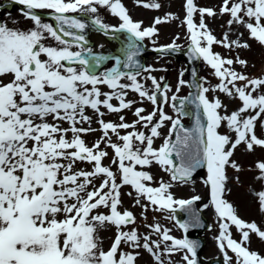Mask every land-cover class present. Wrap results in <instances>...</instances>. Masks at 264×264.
Listing matches in <instances>:
<instances>
[{
	"label": "snow or ice",
	"instance_id": "obj_1",
	"mask_svg": "<svg viewBox=\"0 0 264 264\" xmlns=\"http://www.w3.org/2000/svg\"><path fill=\"white\" fill-rule=\"evenodd\" d=\"M13 2L23 6L31 27L21 30L0 22V264H136L141 249L155 264H197L196 241L174 238L170 229L159 223L145 224L149 231L141 234L133 212L119 210L121 190L130 186L133 191L128 195L135 193V206L142 209V218L146 219L149 208L170 213L179 209L189 216V220L178 222L181 229L187 232L200 225L191 206L201 197L176 199L169 191L170 183L161 181L152 186L154 177L148 169L154 164L169 173L172 181L182 183L197 169H206L204 183L210 190V204L203 207L211 206L217 217L216 241L223 264H264V255L252 248L254 237L264 242V228L240 218L225 198L227 170L240 171L233 159L238 147L243 146L247 152L264 149V135L257 134L258 128L264 129V74L253 77L236 71L233 65L247 68L248 62L239 56L224 58L212 50L214 44L229 50L250 49L251 44L242 39L244 33L234 40L225 33L218 40L204 20L205 15L213 17L217 13L197 7L194 0H185L186 55L190 61L203 60L219 82L205 87V78L193 70L190 87L196 89L195 93L178 97L175 93L186 83L180 79L169 97L172 88L162 83L163 77L158 80L150 74L141 75L155 69L138 63L135 57L139 48L131 42L133 50L126 52L123 62L116 57V66L97 74L100 62L110 57L92 56L90 49L83 48L84 35L70 29L82 33L85 23L65 14H96L98 7L107 8L121 21L115 31L125 30L142 41L157 35L155 25L173 19L170 13L142 28L141 22L131 19L121 0ZM141 2L136 0L138 5ZM142 6L161 8L155 0ZM41 12L49 13L55 26L45 22ZM197 12L198 24L193 19ZM219 14L230 17L229 29L232 25L242 27L249 40L264 47V0H223ZM92 23L101 29L107 27L98 16ZM62 37H71L72 43ZM180 50L181 45L175 41L156 49L161 54ZM85 52L89 53L87 59ZM121 64L136 71H121ZM183 74L181 71L180 76ZM148 81L151 88L146 87ZM101 86L110 91H102ZM129 91L138 94L140 102L146 100L156 107L147 114L145 108L135 107L131 123L123 115L118 123L105 121L106 113L119 114L133 108L137 101L127 99ZM209 92L223 93L239 105L229 112L221 99L210 100ZM160 99L173 102L177 118L164 112ZM188 105L196 109L192 128H186L180 119L188 115L183 111ZM87 110L95 115L98 129L91 126L93 117ZM166 121L171 124L168 135L158 148L154 147ZM222 128L226 131L221 132ZM121 130L130 131L122 135ZM96 131L102 135L89 146L83 137ZM173 156L179 164L174 163ZM106 159L110 161L107 165ZM255 168L260 173L256 179L264 181V160L256 162ZM257 196L258 210L264 213V190ZM110 226L116 231L105 248L101 231ZM232 226L238 239L230 230ZM177 255L178 262L171 259Z\"/></svg>",
	"mask_w": 264,
	"mask_h": 264
},
{
	"label": "rangeland",
	"instance_id": "obj_2",
	"mask_svg": "<svg viewBox=\"0 0 264 264\" xmlns=\"http://www.w3.org/2000/svg\"><path fill=\"white\" fill-rule=\"evenodd\" d=\"M122 4L128 11L131 19L135 22H141L142 28L152 26L155 18L160 17L163 18L166 13H170L174 18L169 20L167 23H162L159 25H155L158 30V34L151 38H144L143 41L147 46L150 47H161L163 45L172 43L175 41L177 44L181 45V49H184L189 44L188 41V33L186 25L183 23L185 17L184 3L185 0H155L161 4L160 9H151L145 8L142 6L143 3H150L152 0H142L141 4H137L136 0H121ZM223 0H194V3L197 7L202 8H211L217 14L213 17H208L205 15L204 20L207 24L208 28L211 30L212 34L218 39H222L225 33L229 34L230 39H236L240 33H244L242 39L251 44L250 49H232L229 50L220 46L219 44H214L212 46V50L215 53H219L224 58H235L239 56L241 59H245L247 63V68L235 64L233 67L236 71L242 72L246 75L257 76L264 74V47L260 46L258 43L249 40L248 33L237 25H232L231 29L227 24L228 19L230 18L227 14L221 15L219 14L220 6L222 5ZM94 19L98 16L102 23H104L106 28H114L119 27L121 21L118 17L113 16L107 8L98 7V12L96 14H91ZM45 22L50 23V21L46 20L43 17ZM194 22L199 23L200 15L199 13L194 14ZM0 20L7 25L9 23H13L16 21V27L21 30H26L27 27H31V22L28 21L22 11L21 6L17 3L11 9L10 15H0ZM49 43H53V41L49 40ZM72 43V41H69ZM85 49H88L86 46H82ZM72 50H79L77 48H73ZM113 63V59H109L106 65L97 72V74L105 71L111 64ZM146 68L151 67L155 69L151 73H143L142 76L152 75L156 77L158 80L160 77H163L166 83L172 88V92L168 93L170 97L175 93V89L178 85V81L180 79H186L185 74L180 76L181 71L184 68V63L182 60L175 61L170 55H162V54H150L147 56L145 61ZM213 70L206 65V63L201 60L200 68L198 72L199 77L205 78L207 81L204 83L205 87L215 86L219 81L213 74ZM141 79V77H138ZM123 83H128L126 80H122ZM143 82V80H141ZM163 83V82H162ZM146 87L151 88V82L148 81ZM102 91H110L106 86H101ZM189 90L187 84L180 87L179 93H175L177 96L185 95ZM208 98L212 100L213 98H219L221 101L227 105L228 111L235 110L239 102L235 100H231L226 97L223 93L219 92H209L207 94ZM127 99L136 100L137 103L130 110H123L119 114L115 113H106L103 117L105 121L119 122V116L123 115L127 122L131 123L135 119L133 116V112L135 107H143L146 109V113H149L153 110L154 105H152L148 101L140 102V98L138 94L129 91ZM113 104H116V101H112ZM173 102L169 100L167 103L163 101L159 104V106L163 107L164 112L172 116L173 118H177L176 112L172 107ZM102 111H106L105 109H101ZM87 114L93 117L92 127L98 129L99 125L95 122L96 117L92 113L91 110H87ZM158 120V116L155 118ZM181 121L187 120L186 117H180ZM84 127H88V125H84ZM171 127L170 122H164V127L160 129L161 136L156 138L154 141V147H159L163 143L164 137L168 135V129ZM139 130L146 131L143 128ZM126 131L130 130H121V134H125ZM221 132H225L226 129L222 128ZM258 135H264V129H257ZM102 133L100 131L88 133L84 135V139L89 146L94 143L97 139L100 138ZM115 141V137H113ZM111 155V149H106ZM233 159L237 162L240 167V171L237 172L234 169L229 168L227 170V175L229 177V181L227 183V190L225 193V198L233 204V206L237 209L238 215L240 218L247 222L255 221L258 226L264 228V213H260L258 210V196L257 193L259 191L264 190V181H259L256 179L258 175H260L259 170L255 168V163L261 160H264V149L256 148L254 152H247L243 146L238 147L235 151ZM104 163L107 165L110 163L109 160H105ZM80 167H88L87 165L81 164ZM113 170L115 167L113 166ZM150 173L154 177V183L152 186H158L159 182L163 181L165 183H170L172 187L170 188L171 194L176 199H186L191 196H200L201 199L199 201H204L207 194H210V190L208 186L205 185L204 180L206 179V169L204 171V179L195 178L192 180H188L186 183L172 181L170 179L169 173L165 172L158 165H153L150 169H148ZM99 183V181H97ZM133 191L130 186H124L121 190L122 196V205L119 210H129L133 212L136 217L137 223L135 227L141 234H145L149 231L145 227V224L159 223L163 228L170 229V235L174 238H183L182 229L175 223L173 219L168 218L172 216L170 212L162 211L155 212L152 211L151 208L145 213L146 219L141 217L142 209L139 206H135V193L133 192L132 196H129L128 193ZM210 204V196L208 198ZM100 211L106 212V209H101ZM204 215L209 221V227L204 231V237L206 240V245L203 249V255L205 257L210 256H220L223 259L222 254L219 251L217 246L216 237L219 232L218 228V220L214 213V209L210 206L208 208H204ZM129 228L133 227L132 225L128 226ZM127 230V229H125ZM235 238H239L238 233L234 226L230 229ZM115 227L110 226L107 230L101 231V237L104 241V247L107 248L111 243V239L114 238ZM153 239H156L153 236ZM252 248L254 250L259 251L262 255H264V242L258 240V238L253 239ZM141 255L138 258L136 264H155L154 260L151 258L150 254L140 250ZM169 258L165 256V260L167 261ZM174 261H179V255L172 257Z\"/></svg>",
	"mask_w": 264,
	"mask_h": 264
},
{
	"label": "water",
	"instance_id": "obj_3",
	"mask_svg": "<svg viewBox=\"0 0 264 264\" xmlns=\"http://www.w3.org/2000/svg\"><path fill=\"white\" fill-rule=\"evenodd\" d=\"M49 16L51 17V15H49ZM68 16L76 18V19H80L81 22L85 23L86 27H85V29H84V31L82 33L79 30L70 29V31H73L76 34L84 35L85 40L83 42H81L83 45L90 44V41L87 39L86 34L90 30H95V31L101 33L106 38L114 39L118 43V48L115 50V54L113 56H114V58L118 57L122 62L126 58V52L130 51V50H133L130 47V42H131V44H134V45H136L137 48H139V53L135 57V59L138 61V63L142 67H145L144 59H145L146 53L158 52V51H156V49H158V48H144L142 41H137L135 39V37H133L130 33H128L125 30L119 31V32L123 33V35L126 38V40H128L127 43L124 42L125 43L124 44L122 39L119 37V35H117L119 32L115 31V29L111 30V31H108V30H105V29H101V28H99V26L93 24L92 23L93 20L90 17L85 16V14H68ZM53 23H54V26H55V21L54 20H53ZM64 38H67V39L71 40V37H64ZM186 52H187V48H185L183 50H180L178 53H174L173 55H174L176 60H178L180 58L184 60V62L186 64V67L183 70V73L186 72V76H187L186 83L190 87V85L193 83V80H194V78L192 76V71L196 70V72L198 73L200 60H191L190 61L189 57L186 55ZM83 55H84V57L86 59L89 58V53L88 52L83 53ZM91 55L92 56L110 57L109 55H103V54H97V53H91ZM104 62H105V60L100 62V65H99V67H97L96 71H98V69L104 64ZM114 66H116V64H114ZM119 67H120L121 71H126V72L127 71H136L135 68H133V69H124L122 64ZM195 82L196 83H200V80L196 79ZM190 89H191L190 92L194 94L196 89L192 88V87H190ZM189 93L186 96H188ZM186 96H182L180 98H183V97H186ZM175 103H176L177 107H179V101H176ZM183 111L188 113V115H185V116L188 117V120L185 121V122L181 121V123L186 128H192L193 124L195 122V113H196L195 106L194 105H188L187 107H185L183 109ZM174 138L175 137L173 136V139ZM173 161H174L175 164H179V161L176 160L174 156H173ZM203 171H204L203 168L197 169L195 172H193L192 176L189 179L197 177V176L203 177ZM177 208H178V206H177ZM191 208H192L193 211H195L198 214V216L200 218V225L196 226V227H190L187 232H185L183 229H182V231H183V234H184V238L196 241L198 243V245H199V247L197 248V264H223V260L220 257H218V256L217 257H210V258H204L203 257L202 250H203L204 245H205V239L202 236V232L204 231V229H206L208 227V222H207L205 216L202 214V211H201L202 205L201 206L198 205V201H196L191 206ZM173 216L175 217L174 220L177 222L178 225H179L178 222L182 223V222H185V221L189 220L188 213L183 211V210H179L178 209L176 212H173Z\"/></svg>",
	"mask_w": 264,
	"mask_h": 264
},
{
	"label": "bare ground",
	"instance_id": "obj_4",
	"mask_svg": "<svg viewBox=\"0 0 264 264\" xmlns=\"http://www.w3.org/2000/svg\"><path fill=\"white\" fill-rule=\"evenodd\" d=\"M88 35L89 40L91 41V45L89 46L91 52H102L111 55L114 51V48L117 46V43L114 40H107L98 32L90 31Z\"/></svg>",
	"mask_w": 264,
	"mask_h": 264
}]
</instances>
